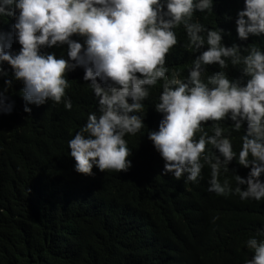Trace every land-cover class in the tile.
I'll return each mask as SVG.
<instances>
[{"label":"trees","instance_id":"16d2710c","mask_svg":"<svg viewBox=\"0 0 264 264\" xmlns=\"http://www.w3.org/2000/svg\"><path fill=\"white\" fill-rule=\"evenodd\" d=\"M243 7L244 0H213L211 10L194 11L191 19L205 29L221 30L225 47L255 46L264 52V35L237 38L234 21ZM14 22L12 15L0 16V43L16 53L20 45ZM172 31L176 43L164 57L166 76L184 81L193 59L207 45L194 51L182 24ZM71 39L83 45L82 37L74 34ZM66 51L67 45L41 49L67 60ZM241 68L225 58L223 67L202 66L201 81L207 84L208 76L221 71L243 83L247 78ZM0 70L7 73L0 76V90L9 80L6 96L13 105L9 114L0 112V264H244L251 258L245 241L264 230V199L241 200L231 191L218 195L208 190L210 168L203 157L216 154L211 145H205L196 181L163 173L164 161L147 133L158 130L162 119L154 106L164 81L148 88L142 109L135 113L144 127L124 136L131 166L121 172L93 167L92 175L85 176L74 170L68 155V141L88 115H99L98 99L83 80V69L65 73L67 87L59 103L40 106L26 105L22 82L13 79L9 65L0 64ZM65 99L71 103L68 109ZM214 124L238 155L244 126L234 130L227 118L202 122L193 139L211 135ZM248 171L234 156L227 170H219L218 181L234 189V176L244 178ZM260 180L264 182V174Z\"/></svg>","mask_w":264,"mask_h":264},{"label":"clouds","instance_id":"9594fccd","mask_svg":"<svg viewBox=\"0 0 264 264\" xmlns=\"http://www.w3.org/2000/svg\"><path fill=\"white\" fill-rule=\"evenodd\" d=\"M213 0H0V16H14L13 30L19 51L0 43V64L10 66L13 79L22 82L21 95L27 104L40 106L46 101L59 103L67 81L65 73L76 67L83 69V80L98 99L99 115L90 113L86 124L68 141V155L74 170L92 175L95 167L126 171L131 166L130 152L124 136L144 127L135 113L143 105L148 88L164 81L155 111L162 114L158 130L147 137L164 161L163 173L186 181L200 175L205 145L216 150L204 156L210 168L208 190L218 195L238 194L241 200L264 199V52L258 47H225L219 29H205L192 21L194 11L211 10ZM235 32L240 40L264 35V0H244L243 10L236 14ZM183 25L194 51L205 44L192 61L187 77L181 81L166 76L164 57L176 43L172 31ZM205 32L206 36L201 33ZM83 38V45L71 37ZM0 40L3 37L0 36ZM67 45V60L41 49ZM246 52L242 55L241 52ZM242 65L241 75L247 79L229 80L217 71L201 81L202 66ZM7 73L0 70V76ZM139 74V75H137ZM0 90V112L9 114L13 105L6 92L10 81ZM210 85V86H209ZM66 109L71 107L64 100ZM25 112L30 109L25 106ZM227 118L234 130L243 127L238 155L232 150L223 129L214 124L212 134L193 139L204 121ZM247 176L235 175L236 187L218 181L221 168L234 159ZM241 186L244 189L241 190ZM259 237V238H258ZM245 245L252 253L244 264H264V230H257Z\"/></svg>","mask_w":264,"mask_h":264}]
</instances>
